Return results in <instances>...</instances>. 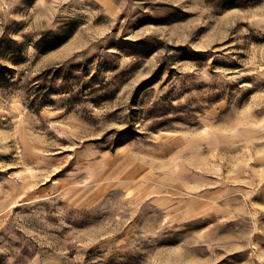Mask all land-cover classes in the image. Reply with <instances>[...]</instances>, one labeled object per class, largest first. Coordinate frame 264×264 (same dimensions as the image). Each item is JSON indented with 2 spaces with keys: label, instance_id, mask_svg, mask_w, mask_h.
<instances>
[{
  "label": "rangeland",
  "instance_id": "1",
  "mask_svg": "<svg viewBox=\"0 0 264 264\" xmlns=\"http://www.w3.org/2000/svg\"><path fill=\"white\" fill-rule=\"evenodd\" d=\"M0 264H264V0H0Z\"/></svg>",
  "mask_w": 264,
  "mask_h": 264
}]
</instances>
